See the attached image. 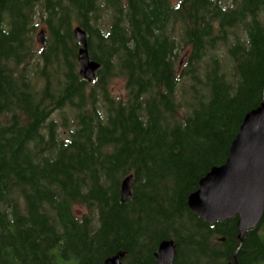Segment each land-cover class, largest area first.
Instances as JSON below:
<instances>
[{
    "label": "trees",
    "instance_id": "1",
    "mask_svg": "<svg viewBox=\"0 0 264 264\" xmlns=\"http://www.w3.org/2000/svg\"><path fill=\"white\" fill-rule=\"evenodd\" d=\"M263 101L264 0H0V264H264L188 206Z\"/></svg>",
    "mask_w": 264,
    "mask_h": 264
},
{
    "label": "water",
    "instance_id": "2",
    "mask_svg": "<svg viewBox=\"0 0 264 264\" xmlns=\"http://www.w3.org/2000/svg\"><path fill=\"white\" fill-rule=\"evenodd\" d=\"M81 49L78 54L80 76L92 83L101 65L91 60L88 34L80 26L74 28ZM46 31L37 35L40 45L45 43ZM134 178L128 176L121 186L125 203L132 195ZM190 210L213 226L238 217L239 241L242 245L248 231L254 230L264 218V101L249 112L233 141L227 162L214 167L201 179L199 188L188 198ZM177 250L173 240L163 241L155 255V264H172ZM123 255L107 259L106 264H121ZM234 264H238L237 252Z\"/></svg>",
    "mask_w": 264,
    "mask_h": 264
},
{
    "label": "rangeland",
    "instance_id": "3",
    "mask_svg": "<svg viewBox=\"0 0 264 264\" xmlns=\"http://www.w3.org/2000/svg\"><path fill=\"white\" fill-rule=\"evenodd\" d=\"M42 29L45 30V28H42ZM40 31L41 30L38 31L37 35L39 34ZM37 35L35 36V38H37ZM113 90H114L115 94H123V92H124V83H123V81L115 80L113 82Z\"/></svg>",
    "mask_w": 264,
    "mask_h": 264
}]
</instances>
